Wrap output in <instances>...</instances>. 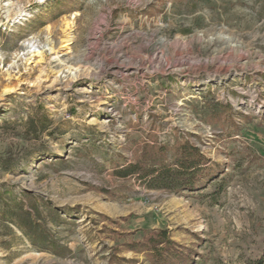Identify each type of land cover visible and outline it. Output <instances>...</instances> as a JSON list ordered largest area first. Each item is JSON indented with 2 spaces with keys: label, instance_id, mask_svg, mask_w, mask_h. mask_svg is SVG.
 Instances as JSON below:
<instances>
[{
  "label": "rangeland",
  "instance_id": "374dc122",
  "mask_svg": "<svg viewBox=\"0 0 264 264\" xmlns=\"http://www.w3.org/2000/svg\"><path fill=\"white\" fill-rule=\"evenodd\" d=\"M188 142L213 183L150 185ZM263 255L264 0H0V264Z\"/></svg>",
  "mask_w": 264,
  "mask_h": 264
},
{
  "label": "trees",
  "instance_id": "16d2710c",
  "mask_svg": "<svg viewBox=\"0 0 264 264\" xmlns=\"http://www.w3.org/2000/svg\"><path fill=\"white\" fill-rule=\"evenodd\" d=\"M166 150H168L167 147H160L158 155L166 154ZM172 151L179 154L175 156L172 165L165 163L160 158L157 164H154L148 172H145L144 178L150 179V185L153 187L157 189L166 188L174 191H200L212 184V179L217 178L219 170L217 171L212 168L207 170L203 169L207 166L208 159L202 156L200 151L189 142L179 144V146L172 149ZM161 240L167 242L166 236ZM152 245L156 246L157 244L155 243ZM154 246L151 247L152 249L149 248L151 252L156 250ZM169 249L173 250V247L170 246ZM179 261L180 264H192L194 260H189V258L184 259L182 256L173 260V262L176 263ZM254 264H264V255L262 258L255 261Z\"/></svg>",
  "mask_w": 264,
  "mask_h": 264
},
{
  "label": "bare ground",
  "instance_id": "6f19581e",
  "mask_svg": "<svg viewBox=\"0 0 264 264\" xmlns=\"http://www.w3.org/2000/svg\"><path fill=\"white\" fill-rule=\"evenodd\" d=\"M73 19L72 17L68 18V20H65L63 23V32L66 36V38L69 37V34L72 32L74 26H75V23L73 22ZM43 54H38V57L39 58H43L42 56ZM13 89L12 86H6V87H3L2 88V94L1 95H5V94H8L11 92V90Z\"/></svg>",
  "mask_w": 264,
  "mask_h": 264
}]
</instances>
